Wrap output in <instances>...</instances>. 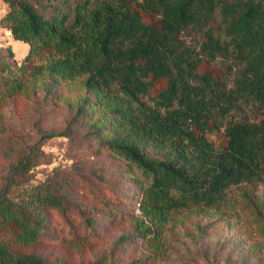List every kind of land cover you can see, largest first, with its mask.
I'll return each mask as SVG.
<instances>
[{"label": "trees", "instance_id": "16d2710c", "mask_svg": "<svg viewBox=\"0 0 264 264\" xmlns=\"http://www.w3.org/2000/svg\"><path fill=\"white\" fill-rule=\"evenodd\" d=\"M3 1L0 23L32 43L24 59L50 49L47 63L34 65L32 74H87V88L116 113L124 132L106 142L148 178L139 201L148 220L163 223L173 209L216 203L230 185L263 175L264 114L258 120L224 119L241 101L264 109V0H65L63 6L47 0L49 13L42 0ZM186 28L201 32L198 45L181 38ZM230 55L240 64L231 84L202 66ZM22 85L21 79H5L0 95ZM223 125L222 141L207 137ZM141 142L166 147L165 157L151 156ZM30 160L29 154L19 159L0 189V228L21 243L43 233L45 217L31 205L64 208L46 186L21 200L8 194ZM146 225L141 231L151 229ZM0 264L51 263L0 238Z\"/></svg>", "mask_w": 264, "mask_h": 264}, {"label": "rangeland", "instance_id": "374dc122", "mask_svg": "<svg viewBox=\"0 0 264 264\" xmlns=\"http://www.w3.org/2000/svg\"><path fill=\"white\" fill-rule=\"evenodd\" d=\"M42 1L41 9L49 13L48 1ZM6 9L0 0V15ZM149 18L156 20L151 14ZM180 36L195 45L202 38L191 28ZM31 46L0 23V90L5 79L23 81L20 89L0 95V189L13 165L29 154L28 169L12 181L8 194L21 200L46 186L64 208L30 204L45 217L43 233L35 242L21 243L0 228V238L8 239L11 249L33 251L51 264H264V172L252 181L230 185L216 203L173 209L163 223L148 220L139 205L148 178L106 142L123 130L112 107L87 88V74H32L34 65L47 63L50 49L25 60ZM202 66L231 84L240 64L230 55ZM263 114L256 103L241 101L224 121L258 120ZM223 128L207 137L222 141ZM141 145L151 156L165 157L166 147ZM140 218L144 222L139 224ZM146 224L151 229L141 231Z\"/></svg>", "mask_w": 264, "mask_h": 264}]
</instances>
